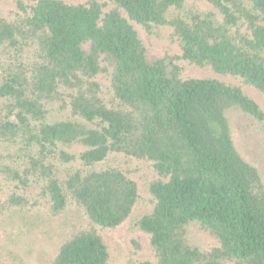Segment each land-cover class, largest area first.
<instances>
[{
	"label": "trees",
	"instance_id": "trees-1",
	"mask_svg": "<svg viewBox=\"0 0 264 264\" xmlns=\"http://www.w3.org/2000/svg\"><path fill=\"white\" fill-rule=\"evenodd\" d=\"M204 1L221 21L212 10L184 11V0H0L10 4L0 14V185L9 190L0 215L40 205L61 213L72 201L91 223L118 228L137 182L90 167L120 154L158 177L152 210L136 222L157 264H264V184L225 116L239 108L264 136V111L235 84L181 76L184 63L208 66L264 95V0ZM138 25L170 27L180 54L150 49ZM52 111L65 117L49 121ZM190 223L218 245H192ZM109 261L92 227L73 231L48 264Z\"/></svg>",
	"mask_w": 264,
	"mask_h": 264
},
{
	"label": "rangeland",
	"instance_id": "rangeland-1",
	"mask_svg": "<svg viewBox=\"0 0 264 264\" xmlns=\"http://www.w3.org/2000/svg\"><path fill=\"white\" fill-rule=\"evenodd\" d=\"M76 2L79 0H67ZM83 1V0H80ZM184 11L197 10L206 12L212 10L218 21L222 15L217 9L208 7L204 0H184ZM10 4L0 2V14H7ZM243 21V20H240ZM138 29L147 44L155 52L170 55L180 54V48L168 26H155L152 32L138 25ZM242 31H246L242 22ZM182 78L197 76L217 78L230 82L242 88L261 106L264 111V95L253 86L245 83L239 76L217 74L210 67H197L184 63ZM106 86L102 90L106 91ZM65 113L52 111L49 121L65 117ZM230 127L233 144L249 164L254 166L264 184V136L258 123L239 108L232 107L225 111ZM75 146L65 147L71 152L80 151ZM76 163L68 165L75 167ZM117 167L134 178L139 189V197L134 204L129 217L118 228L103 229L91 223L83 209L76 203L69 201L65 210L55 213L45 205L36 206L31 210L12 209L0 215V264H48L60 244L77 229L94 228L107 242L110 252L109 264H136L145 260L156 263L149 234L141 231L137 220L152 210L153 202L148 191L149 183L157 179L151 165L146 161H137L120 154H111L101 163L90 168L101 169ZM61 169L67 168L61 166ZM9 190L0 185V196ZM189 242L201 250H209L218 245L217 239L195 223L188 225Z\"/></svg>",
	"mask_w": 264,
	"mask_h": 264
}]
</instances>
